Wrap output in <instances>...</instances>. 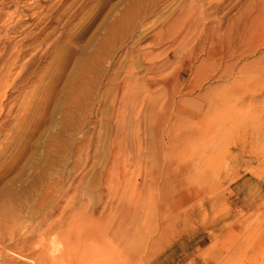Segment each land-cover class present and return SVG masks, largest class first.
<instances>
[{
	"label": "rangeland",
	"instance_id": "rangeland-1",
	"mask_svg": "<svg viewBox=\"0 0 264 264\" xmlns=\"http://www.w3.org/2000/svg\"><path fill=\"white\" fill-rule=\"evenodd\" d=\"M60 1L0 9V264H127L166 215L161 262L264 264V16L208 31L261 0Z\"/></svg>",
	"mask_w": 264,
	"mask_h": 264
},
{
	"label": "bare ground",
	"instance_id": "bare-ground-1",
	"mask_svg": "<svg viewBox=\"0 0 264 264\" xmlns=\"http://www.w3.org/2000/svg\"><path fill=\"white\" fill-rule=\"evenodd\" d=\"M67 0H62V1H60L61 3H64V2H66ZM196 1V0H195ZM235 1V0H234ZM249 1V0H248ZM240 2V1H239ZM255 3V2H254ZM254 3L253 4H251V6H253L254 5ZM12 5V4H15V2H14V0H4L3 2H1L0 3V9H7V7L9 6V5ZM231 4V3H230ZM16 5V4H15ZM231 6V5H230ZM238 6V5H237ZM11 7V6H10ZM217 8V6H212V7H210V10L211 9H213V8ZM220 8V5H219V7H218V11L220 10L219 9ZM222 8V7H221ZM229 8V7H228ZM235 8V7H234ZM247 8V7H246ZM251 8V7H250ZM250 8H248V9H245V10H243V11H241L242 13H240L239 15H240V17H239V19H238V22H236V23H234V24H232V25H230L229 24V26H228V24H225L224 25V22H223V26H221L220 25V29H219V31L220 32H223V34L224 35H222V37H220V35H219V37H218V34L217 33H219V32H217L216 30H215V28L214 27H209L208 28V31H210L212 34H213V42L214 43H221V44H226V42L229 40V36L230 35H228L229 33H231V35H232V33L233 32H230V30L233 28V29H235V33L237 32V31H240V30H242V28L244 29L245 28V26L248 24V25H250V26H254L255 25V20L256 19H258V17H262V16H264V0H261L259 3H255V5H254V7H252L251 9ZM52 9V8H51ZM56 10V9H55ZM54 10V11H55ZM228 10V9H227ZM2 11V10H1ZM53 11V12H54ZM69 11V10H68ZM72 11V10H71ZM240 11V10H239ZM17 14H19V15H21V13L19 12V10L16 12ZM57 12H54L53 14H51L50 16H48V22H50V20H51V22L50 23H48V25H50L51 23H52V21L53 20H55V19H57L56 17H57V14H56ZM231 13V12H230ZM70 15V14H69ZM6 16V14H4V13H1L0 12V23H1V20L4 18ZM228 16H229V14H228ZM177 19V18H176ZM260 19V18H259ZM258 19V20H259ZM41 17L40 16H37V18H35V20L33 21L34 23H33V25H31V26H33V27H36V26H39V24H40V22H41ZM182 20V19H181ZM257 20V21H258ZM179 21V20H178ZM226 21V20H225ZM54 22V21H53ZM197 22V21H196ZM195 22V23H196ZM259 22V21H258ZM5 23H7V21H5ZM20 23V22H19ZM185 23V22H184ZM186 23H187V21H186ZM229 23H231V22H229ZM257 23V22H256ZM4 24V23H3ZM48 25H46V26H48ZM188 25V24H187ZM192 25V24H191ZM197 26H199V23H197L196 24ZM260 25V24H259ZM2 26V25H1ZM24 26H25V22L24 23H22L21 25H20V29L22 30V28H24ZM187 27V26H186ZM257 27V26H256ZM1 28L2 27H0V30H1ZM46 28V27H45ZM205 28V27H204ZM216 28H218V27H216ZM248 28V27H247ZM252 28V27H251ZM25 29V28H24ZM17 30H19V29H17V28H14V29H11L9 32L11 33V34H16L17 33ZM199 31V30H198ZM9 32H7L8 34H9ZM20 33H21V35L20 36H23L24 34H26L27 33V31L25 30V31H23L22 30V32L21 31H19ZM217 32V33H216ZM242 32H243V30H242ZM19 33V34H20ZM211 33H210V35H211ZM216 35H217V38H216ZM26 37V36H25ZM9 40L10 39H0V80L1 81H4V80H8L9 79V77H11V73H12V71L15 69V67H17L18 65H19V63L21 62V60L23 59V58H25V56L28 54V52H29V47L27 48V46H22V48H20L19 49V45L18 44H13V43H11V42H9ZM34 40V39H33ZM205 40V39H204ZM246 40V39H245ZM248 40V39H247ZM230 41V40H229ZM209 43H210V41H209ZM214 43H213V45H214ZM229 43V42H228ZM42 45V44H41ZM200 45V44H199ZM213 47V46H212ZM222 49V48H221ZM212 51H214V49L212 50ZM233 54V53H232ZM234 55V54H233ZM27 57V56H26ZM229 57H231V55L229 56ZM3 67V68H2ZM23 68H24V66L22 67V69L21 70H23ZM5 69V71H3ZM8 78V79H7ZM6 83V82H5ZM179 181V180H178ZM181 183V182H180ZM186 187V186H185ZM176 189V188H175ZM181 190V189H180ZM160 194V193H159ZM178 194V193H177ZM187 195V194H186ZM166 199H168V198H166ZM164 200H165V198H164V196H163V199H162V201L160 200L159 201V203H163L164 202ZM166 201V200H165ZM178 201V200H177ZM133 209V208H132ZM126 215V214H125ZM129 215V214H128ZM130 216V215H129ZM166 219H162V221H161V224L160 223H158L160 226H158L159 227V232L158 233H156L155 234V237H153V239H149V241H147V246L143 249L142 247H141V245L139 246V249H136V251L134 250L133 252L131 251V250H129L130 248H128V250H126V255H127V264H167V262H161L162 261V259L160 258V256L158 255L159 253H158V251L160 250V248L163 246V244H165V242H162V240L164 241V238L165 237H163L166 233L168 234V229H169V224L167 223V224H165V222L167 221V219L170 217V216H168V215H166V216H164ZM125 219V218H124ZM126 220V219H125ZM130 222H132V220L130 219ZM129 222V223H130ZM157 222L158 221H155V224H157ZM125 223H126V221H125ZM133 224H134V222H133ZM126 225V224H125ZM121 226V225H120ZM119 226V227H120ZM123 226H124V224H123ZM123 226H121V227H123ZM127 226H128V224H127ZM118 227V228H119ZM150 228V227H149ZM118 230H120V229H118ZM139 230V229H138ZM137 230V231H138ZM140 230H141V228H140ZM154 231H155V229H154ZM120 232V231H119ZM121 233V232H120ZM128 233V232H127ZM145 234V233H144ZM122 235V234H121ZM143 235V234H142ZM147 235V234H146ZM145 235V236H146ZM122 237V240L124 241V240H126L127 238H126V231L124 232V234H123V236H121ZM152 238V237H151ZM169 241V240H168ZM171 241V240H170ZM27 242H29V241H27ZM140 244L142 243V242H139ZM2 244V242L0 243V245ZM26 244H28V243H26ZM26 244H24V245H26ZM171 244V243H170ZM166 245V244H165ZM1 246H4V245H1ZM5 247V246H4ZM28 247H30V245L28 246ZM42 247V246H41ZM40 247V248H41ZM25 247H23V249H24ZM30 249H32V248H29V249H27V250H30ZM163 249V248H162ZM171 249V248H170ZM0 250H1V248H0ZM32 250H34V249H32ZM83 250H85V249H83ZM82 250V251H83ZM36 251V250H35ZM35 251H34V253H35ZM48 251L49 250H47L46 249V251L43 249H40L39 250V253H38V255L35 257V255H34V257H35V259L33 258V260H34V264H46V263H49V264H54L55 262H57V258L59 259V257H57L56 255H53V253H51V254H48ZM33 254V253H32ZM126 255H124V256H126ZM33 257V256H32ZM31 257V258H32ZM77 257V256H76ZM60 260H62L61 258H60ZM59 260V261H60ZM166 260H167V258H166ZM173 260V259H172ZM33 262V261H32ZM4 264H19V263H17L16 261H14L12 258H10V259H7L6 260V263L5 262H3ZM76 263L77 264H86L87 263V255H86V252L85 251H83V253L81 252V254L78 256V258H77V261H76ZM31 264V263H30ZM33 264V263H32Z\"/></svg>",
	"mask_w": 264,
	"mask_h": 264
},
{
	"label": "crops",
	"instance_id": "crops-1",
	"mask_svg": "<svg viewBox=\"0 0 264 264\" xmlns=\"http://www.w3.org/2000/svg\"><path fill=\"white\" fill-rule=\"evenodd\" d=\"M259 192L264 195V178L259 181Z\"/></svg>",
	"mask_w": 264,
	"mask_h": 264
}]
</instances>
